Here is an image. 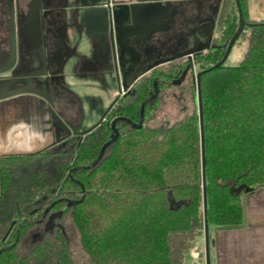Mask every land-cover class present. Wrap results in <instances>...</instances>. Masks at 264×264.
Returning <instances> with one entry per match:
<instances>
[{
    "label": "trees",
    "instance_id": "obj_1",
    "mask_svg": "<svg viewBox=\"0 0 264 264\" xmlns=\"http://www.w3.org/2000/svg\"><path fill=\"white\" fill-rule=\"evenodd\" d=\"M239 1L247 21L246 0ZM237 23L233 7L219 47L197 58L201 70L222 59ZM250 23L239 65L223 64L201 77L209 228L243 226L242 196L264 187V18ZM178 96L181 119L149 127L154 115L147 107L146 124L121 133L95 166L109 141L106 130L87 138L71 167L36 165L25 184L12 178L39 156H0V203L10 195L7 210L19 213L5 244L15 246L0 251V264H185L203 236L201 157L196 94L191 87ZM43 197L64 201L53 210H64L66 227L77 235L76 257L64 225L65 238L57 230L44 243L32 242L37 230L21 219ZM11 221L2 217L0 237Z\"/></svg>",
    "mask_w": 264,
    "mask_h": 264
},
{
    "label": "flooded vegetation",
    "instance_id": "obj_2",
    "mask_svg": "<svg viewBox=\"0 0 264 264\" xmlns=\"http://www.w3.org/2000/svg\"><path fill=\"white\" fill-rule=\"evenodd\" d=\"M189 1L191 17L211 8L223 9L228 5V9L224 16H219L221 33L213 47L188 51L190 59L172 60L185 54L170 53L162 59L164 52L182 41L176 38V30L184 23L183 0H0L1 135L19 125L24 135L36 134L43 142L35 154L39 156L36 162L22 171L36 165L71 167L79 147L89 136L106 130L110 142L112 135L120 136L133 129L131 125L144 126L147 107L150 115H156L168 99L177 102L184 88L192 87L196 94L194 76L202 71L197 58L219 47L224 19L235 5L233 0L229 4L226 0ZM91 4L98 9L100 20L85 26L79 18L80 9ZM160 4L167 9L164 18ZM177 5L180 10L173 13L171 10ZM96 32L101 34L103 44L97 36L91 37ZM120 73L126 76L124 84L116 79ZM89 79L100 87L99 95L103 91L108 93L109 101L96 123L80 128L85 113L71 81ZM91 102L94 104V98ZM49 108L70 130L63 145L48 147L52 142L47 124ZM6 198L12 201L10 195ZM58 202L64 201L43 197L28 212L29 218L21 219L37 230L31 236L32 242L44 243L57 230L64 233L60 229L64 210H53ZM2 217L12 221L0 237V251L15 246L5 244L19 213L0 210V220ZM63 236L66 237L65 233Z\"/></svg>",
    "mask_w": 264,
    "mask_h": 264
},
{
    "label": "rangeland",
    "instance_id": "obj_3",
    "mask_svg": "<svg viewBox=\"0 0 264 264\" xmlns=\"http://www.w3.org/2000/svg\"><path fill=\"white\" fill-rule=\"evenodd\" d=\"M230 0H226L229 4ZM247 5V21L259 22L264 17V0H246ZM227 6L223 9H210L206 12L193 14L192 17L187 18L184 23H180V30L186 33V36L182 37L177 44H173L172 48L167 53H163L162 59L168 58L170 53H180L184 51L187 53L192 50H207L215 45L219 39L221 33V25L219 22V16H224L227 11ZM183 24V25H182ZM248 30L244 29V34L241 35L235 44L233 45L227 59L224 62L226 67H234L239 65L242 61L244 54L248 46ZM197 70V68H196ZM72 88L76 92L77 96L81 99L82 108L84 111V118L80 123V128L89 127L97 122L102 109L108 104L109 96L107 92L98 94L100 87L98 84H94L92 80L81 81L72 80ZM94 98V104L91 99ZM189 107L188 113L192 111L193 104L191 101L186 103ZM183 117V113L178 110V103L174 99H168L163 105L162 110L158 112L147 123L149 127L159 126L165 123H173ZM43 142L40 141V137L27 136L22 133V129L18 126H14L9 130V133L5 136H0V156L4 155H33L39 152ZM46 171V169H45ZM35 172L34 169L19 173L14 177L16 185L25 184L29 180V176ZM6 203L1 205V211H6L9 207L10 199L6 200ZM65 224L64 228L67 233V243L71 248V255L77 256L78 251V239L71 227H66L69 224V219L64 217L62 219ZM192 254V253H191ZM190 255L186 257L185 264H191L188 260ZM205 264V259L203 256Z\"/></svg>",
    "mask_w": 264,
    "mask_h": 264
},
{
    "label": "crops",
    "instance_id": "obj_4",
    "mask_svg": "<svg viewBox=\"0 0 264 264\" xmlns=\"http://www.w3.org/2000/svg\"><path fill=\"white\" fill-rule=\"evenodd\" d=\"M189 2V0L181 2L185 10H183L185 15L182 18L184 21L192 15L189 11V6H187ZM177 6L175 12H177V9L180 10L181 7ZM176 32L177 39L186 36V33L179 32V30H176ZM31 136L38 137L36 134ZM242 205L244 214L243 226L229 229L209 228L210 239L213 241V245L210 248L211 264H264V187L258 188L252 193L244 194L242 196ZM196 248H200V252H196ZM196 248L191 252L192 254H189L190 258L188 261L191 264H204L203 236L197 239Z\"/></svg>",
    "mask_w": 264,
    "mask_h": 264
},
{
    "label": "water",
    "instance_id": "obj_5",
    "mask_svg": "<svg viewBox=\"0 0 264 264\" xmlns=\"http://www.w3.org/2000/svg\"><path fill=\"white\" fill-rule=\"evenodd\" d=\"M164 1V0H162ZM151 2V1H148ZM234 5L236 7L237 11V18H238V23L235 32H233V35L229 39L227 45L225 46V52L222 57V59L217 62L216 64L212 65L210 68H207L205 70H202L198 72L194 76V82H195V90H196V106H197V115H198V123H199V139H200V157H201V184H202V207H203V238H204V259H205V264H211L210 260V248L213 245V241L210 239L209 235V226H208V221H207V194H206V179H205V150H204V131H203V110H202V98H201V89H200V81H201V76L205 74L206 72L218 68L221 65L224 64L225 60L227 59L233 45L235 44V41L241 36L243 33L244 29L247 27L252 26V24L247 23L243 19V14H242V9L240 5L239 0H233ZM165 4V3H164ZM163 4V5H164ZM151 5V4H148ZM161 5V4H160ZM162 6V5H161ZM97 8L95 6L91 5H85L82 6L80 9V21L82 24L87 26L88 23H99L100 17L97 12ZM173 13L175 12V9H172ZM162 12L164 13L163 18L165 16V13L167 12V9H165V6H162ZM98 37L100 42L103 44V41L101 39L102 36L100 33H97L95 35H92L91 37ZM190 54L191 52L179 55L178 57L172 58V60L175 59H181L183 57H187V59H190ZM117 81L121 82L124 84L126 76L123 73H120L119 76L116 77ZM49 113V120L47 122L48 126L50 127V136L52 138V142L48 147L55 146L59 143H62L63 145L66 140L69 137L70 130L66 123L60 118V116L52 110V108H49L48 110ZM132 128H136L135 126L131 125ZM137 127H142V124H140ZM118 133L114 134L111 136L110 142L106 143L96 160L91 164V166H95L102 158L104 150L106 147L112 143H115L116 140L118 139ZM243 190V187L237 188L233 190L234 193H239ZM245 192H248V190L245 189ZM71 204H68L70 206ZM53 219V218H52ZM54 220V219H53ZM51 220V221H53ZM200 248H196V252H200Z\"/></svg>",
    "mask_w": 264,
    "mask_h": 264
}]
</instances>
